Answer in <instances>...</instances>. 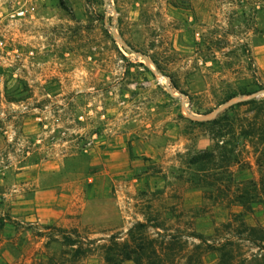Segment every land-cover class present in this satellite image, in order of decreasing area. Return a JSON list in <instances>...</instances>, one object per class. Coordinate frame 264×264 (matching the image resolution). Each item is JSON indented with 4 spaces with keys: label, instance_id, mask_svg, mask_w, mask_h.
Wrapping results in <instances>:
<instances>
[{
    "label": "rangeland",
    "instance_id": "374dc122",
    "mask_svg": "<svg viewBox=\"0 0 264 264\" xmlns=\"http://www.w3.org/2000/svg\"><path fill=\"white\" fill-rule=\"evenodd\" d=\"M253 82L264 0H0V264L66 262L64 235L83 244L77 264H106L104 244L139 222L152 264L264 262L236 217L264 225L238 134L250 107L215 140L190 121L264 97L241 94ZM215 143L213 163L194 162Z\"/></svg>",
    "mask_w": 264,
    "mask_h": 264
},
{
    "label": "trees",
    "instance_id": "16d2710c",
    "mask_svg": "<svg viewBox=\"0 0 264 264\" xmlns=\"http://www.w3.org/2000/svg\"><path fill=\"white\" fill-rule=\"evenodd\" d=\"M154 61L157 64L156 60ZM253 84L254 85L251 88L244 90L241 92V94L250 95L259 91L260 89H264V85H260L258 82H253ZM236 95L237 94H234L231 97ZM241 105H248L250 107L249 110L253 114L248 118L246 117L247 123L241 124L238 134L246 143L249 144L250 150L256 158V163L261 169L260 182L262 183V188L264 189V97H254L246 100H240L229 105L221 113L213 118L190 121H195L196 123L202 125H208L211 129V137L213 140H215L216 137L225 135L224 130L234 131L237 129L238 124H236V121L240 118L237 110ZM217 145L218 144L215 143V145H213L210 149L204 150L197 154L194 162L204 166L213 163L217 156ZM232 153L233 150H228V152H225L224 155H222L226 160L227 165H229L232 160L237 159L235 158L237 155ZM255 190H257V187ZM256 195L257 194H252V198H249L248 194L245 192H240L236 195L235 201L240 205H243L249 201L256 202L258 201V199H256ZM236 217L239 219L242 226L239 228L242 238L250 240L251 242L258 245L259 248L264 249V225L261 223H248L246 218H244V214L242 213H239L236 215ZM4 221V217L0 215V224H2ZM145 227V223H137L129 229V238L124 241H120L118 240V236L112 235L109 238L108 243L104 244L103 246L106 264H152L150 261L154 260L158 256L160 257V253L157 245L154 242V238H149L146 235L137 233L138 229ZM74 232H76V230H74ZM63 237L66 241V244L71 247V258L66 262H55V264H77V261L85 253L82 242H80L79 239L72 238L68 235H64ZM199 237L200 239L204 240L202 235ZM216 250L220 252L221 259H224L225 256L231 255V252L226 250L225 243L217 246ZM260 264H264V262H261Z\"/></svg>",
    "mask_w": 264,
    "mask_h": 264
},
{
    "label": "water",
    "instance_id": "95a60500",
    "mask_svg": "<svg viewBox=\"0 0 264 264\" xmlns=\"http://www.w3.org/2000/svg\"><path fill=\"white\" fill-rule=\"evenodd\" d=\"M205 116V115H204Z\"/></svg>",
    "mask_w": 264,
    "mask_h": 264
}]
</instances>
